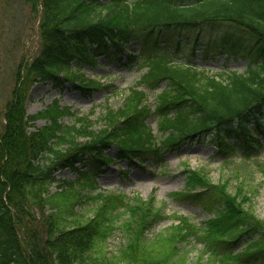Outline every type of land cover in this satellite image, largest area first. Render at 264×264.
Returning <instances> with one entry per match:
<instances>
[{
    "label": "trees",
    "instance_id": "1",
    "mask_svg": "<svg viewBox=\"0 0 264 264\" xmlns=\"http://www.w3.org/2000/svg\"><path fill=\"white\" fill-rule=\"evenodd\" d=\"M24 3L37 21L39 50L19 65L17 83L23 73L55 87L66 81L81 92L88 91L93 82L77 70L82 63L97 65L100 55L108 63L139 62L146 71L128 88L120 108H107L105 127L98 130L88 116L60 108L57 102L28 117L24 89L13 90L2 112L0 134V264H133L144 226L161 210L152 211L153 200L134 204L120 194L97 196L93 215L80 224L70 221L74 204L81 200L73 184L90 180L113 162L106 155L110 149L115 159L126 160L129 167L162 161L165 149L205 137L214 141L220 154L237 150L251 157L252 150L255 155L263 149L264 0ZM134 45L139 46L138 52L132 50ZM219 56L225 61L239 59L245 68L213 71L197 63ZM161 86L152 109L147 93ZM66 116L72 118L70 123H64ZM154 117L158 136L148 125ZM34 118L44 124L30 129ZM79 138L86 140L81 143ZM64 168L72 169L77 181L64 182L50 194L54 171ZM193 176L198 175L192 173L189 181L216 190L213 197L223 208H216L217 215L200 232L180 219L171 225L168 236H158L156 241H166L174 253L179 239L180 243L198 236L218 264H264V223L226 194L223 186L202 178L195 181ZM206 190L194 193L192 199L208 202L205 208L211 210L214 200H208ZM119 210L126 217L116 227ZM117 228L127 241L110 254L103 243ZM165 253L157 259L146 254L148 260L142 263L170 264L161 259Z\"/></svg>",
    "mask_w": 264,
    "mask_h": 264
},
{
    "label": "rangeland",
    "instance_id": "2",
    "mask_svg": "<svg viewBox=\"0 0 264 264\" xmlns=\"http://www.w3.org/2000/svg\"><path fill=\"white\" fill-rule=\"evenodd\" d=\"M36 24V19L31 15L24 0H0V134L2 112L15 88L24 89L25 111L28 117L33 118L53 102H57L60 108H69L71 112H78L79 116H88L94 129L105 127L104 115L107 108L117 110L121 107L127 89L139 81L145 68L139 66V62L130 66L120 65L118 62L107 64L100 55L97 58L99 65L82 63L77 70L85 79L93 82L88 91L81 92L66 81L55 87L49 81H38L31 76L25 78L23 73L20 87L21 81L17 83L14 77L16 70L21 62L34 57L39 50ZM133 50L137 52L138 47L135 45ZM198 64L213 71L226 69L241 72L245 68L241 60L225 61L224 56L217 57L215 62L206 60L199 61ZM139 88L144 89L142 86ZM161 88L163 87L147 93V102L151 108L154 106L155 95ZM71 120L72 118L66 116L64 123H70ZM43 124V119H30V129ZM148 125L153 133L158 135L155 117L148 121ZM85 140L86 138H79L78 142ZM261 142L263 149L255 155L252 150L251 157H246L237 150L228 154L216 153L214 141L206 137L200 141L182 144L174 150L165 149L162 161H148L145 166L130 168L126 160L115 159L113 149H110L106 155H110L114 160L111 164L103 166L101 172L90 180L82 178L77 184H73L74 192L81 196V200L74 204L70 221L81 224L90 218L99 204L97 196L120 194L134 204L153 200L152 211L160 209L161 214L144 226L143 240L137 246L140 252L133 264H143L148 260L146 254L154 258L161 256L166 250L169 254L165 253L161 259L169 261L170 264H218L210 253L205 252L203 241L198 236H190L180 243L179 239L174 253L166 241H156L157 237L168 236L171 225L177 224L180 219H186L192 229L200 232L209 218L217 215L216 208H223L213 197L212 192H216L215 189L189 181L192 173L198 175L193 176L195 181L202 178L210 185L223 186L226 194L236 197L244 210L264 223V136ZM126 168L127 173L123 174L121 171ZM53 178L54 181L48 184L50 194L59 191V186L64 182H76L78 176L72 169L64 168L55 170ZM205 188L209 189L206 190L208 200H214L211 201L213 211L205 208L208 202L204 204L202 200L192 199L194 193ZM49 211V207L45 208V213ZM119 214L116 227L120 224V219L124 220L126 217L121 210ZM36 217L39 218L37 215ZM173 232L176 238V231ZM178 238L179 236L176 239ZM126 241L125 233L117 228L103 243V248L106 252L115 254ZM142 251H145V254H141Z\"/></svg>",
    "mask_w": 264,
    "mask_h": 264
}]
</instances>
